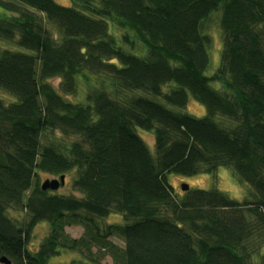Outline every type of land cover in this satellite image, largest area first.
I'll return each mask as SVG.
<instances>
[{
    "label": "trees",
    "instance_id": "obj_1",
    "mask_svg": "<svg viewBox=\"0 0 264 264\" xmlns=\"http://www.w3.org/2000/svg\"><path fill=\"white\" fill-rule=\"evenodd\" d=\"M214 15L223 48L209 76ZM80 82L85 100H72ZM0 91V259L264 264V0H0ZM190 97L205 116L179 111ZM57 133L79 140L42 143ZM222 167L248 185L243 201L190 187L178 198L169 182ZM39 173L72 175L73 194L43 191ZM112 214L124 224H105Z\"/></svg>",
    "mask_w": 264,
    "mask_h": 264
},
{
    "label": "rangeland",
    "instance_id": "obj_2",
    "mask_svg": "<svg viewBox=\"0 0 264 264\" xmlns=\"http://www.w3.org/2000/svg\"><path fill=\"white\" fill-rule=\"evenodd\" d=\"M57 4L62 6H71L72 0H56ZM219 15H214L209 22L206 24V32L211 34L213 37V46L210 49V59H211V66L209 70L206 72L207 75L211 76L216 72V70L220 66V58H221V52L223 48V38L222 34L219 31ZM3 48H13L12 43H4L2 44ZM84 82V81H81ZM79 85L78 93L74 96H71L70 98L75 101H84L86 94H87V88L84 83H81ZM52 84L55 87H58L60 84L59 80H53ZM214 88L219 89L221 88L220 84H213ZM0 97L3 98L7 103L11 100V96L6 94L3 91H0ZM184 113H188L190 115H193L198 118H202L206 115V109L201 104L197 103L192 97L189 99V103L185 109L179 110ZM139 135L144 139L148 147L150 148L151 152L155 153V137L152 132H148L142 129H138ZM54 138L56 140L67 141V142H74L79 140L78 137H67L64 138L60 135V133H57L54 137H44L43 138V144H48L50 139ZM60 177H53L47 174L39 173L38 177L36 178V181H39L40 186L46 181V180H53V179H59ZM169 182L174 188V192L177 195L178 198H182L185 195V191L182 190L183 185H188L191 189H205V190H211V189H218L222 192H225L230 198L237 200V201H243L248 193V185L241 183L238 179H236V176L233 174V172L230 169H227L225 167L219 168L216 174L212 175H198V176H192V177H183L175 174L169 175ZM71 183H72V175H66V185L65 187H61L59 191H57L58 194L62 195H72L73 192L71 190ZM79 196V194H76ZM11 216L19 221H24V213L21 212H11ZM105 224H124V219L119 214H112L109 217L105 218ZM67 234L71 236L72 238H80L82 234L84 233V230L80 226H71L68 227L66 230ZM49 234V225L48 223L43 222L38 224L34 231L31 238V241L29 243V249L33 252H36L39 250L41 244L45 240V238ZM114 243L121 247H124L123 242L121 239L114 238ZM264 255V248L262 251H260ZM81 256L76 252L71 251H62L60 255L51 257L49 259L48 264H72V261L74 260H81ZM102 264H113L112 259L110 257H107L104 259Z\"/></svg>",
    "mask_w": 264,
    "mask_h": 264
},
{
    "label": "water",
    "instance_id": "obj_3",
    "mask_svg": "<svg viewBox=\"0 0 264 264\" xmlns=\"http://www.w3.org/2000/svg\"><path fill=\"white\" fill-rule=\"evenodd\" d=\"M66 185V176H61L60 179H53V180H46L42 185L41 188L43 191H59L61 187H65ZM183 191H188L189 186L183 185ZM1 264H12L11 261L7 257H2L0 259Z\"/></svg>",
    "mask_w": 264,
    "mask_h": 264
}]
</instances>
